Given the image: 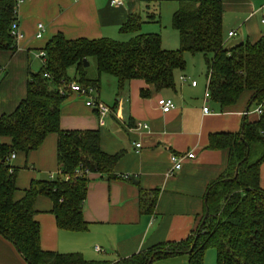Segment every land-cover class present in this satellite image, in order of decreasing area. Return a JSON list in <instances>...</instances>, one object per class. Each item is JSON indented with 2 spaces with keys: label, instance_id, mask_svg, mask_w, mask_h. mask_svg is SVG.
Returning a JSON list of instances; mask_svg holds the SVG:
<instances>
[{
  "label": "crops",
  "instance_id": "0c3cea01",
  "mask_svg": "<svg viewBox=\"0 0 264 264\" xmlns=\"http://www.w3.org/2000/svg\"><path fill=\"white\" fill-rule=\"evenodd\" d=\"M161 1H174V10L178 7L177 0H123L120 6H112L110 0H24L16 14L20 37L14 39L15 49L0 51V117L11 114L25 98L28 74L34 73V59L39 61V69L42 66L36 52L44 49L52 37L61 34L71 41L126 42L131 37L123 41L120 38L128 36L121 32L128 19L136 16L141 20L142 4L158 5ZM220 1L226 47L246 41L255 43L264 36V0ZM38 24L44 30L42 37L36 39ZM230 32L234 33L232 37L228 36ZM108 76H100L94 94L110 109L107 115L100 117L85 105L84 98L73 93L68 94L60 110V130L97 131L100 151L118 156L113 178L88 174L82 210L84 229L70 232L58 228L50 212L51 201L46 197H38L34 204L41 250L76 254L81 257V264H118L155 245L177 243L194 234L204 215L206 191L225 172L229 160L228 149L209 148L210 137L237 134L244 119L256 123L264 117V100L260 104L252 102L249 93L242 94L231 107L221 108L210 98L205 102L207 78L200 81L196 75L186 76L183 71L176 73L172 89L161 92L153 91L142 80L130 81L126 90L120 92L116 79ZM183 76L186 81L180 80ZM102 81L109 91L111 87V96L104 99ZM191 81H196L195 87ZM142 90H148L149 95L142 97ZM162 98L173 102L171 111H161L158 100ZM204 106L209 113H203ZM138 123L148 129L137 130ZM57 142V134L51 133L38 149L10 159L16 170L14 201L24 197L32 182L49 181L59 175ZM5 143L8 140L0 138V144ZM136 144L140 147L136 148ZM189 152L194 158L185 160L179 171H172L170 156ZM259 187L264 191V161L260 165ZM142 193L156 194L150 212L140 209ZM0 264H28L2 236ZM152 264H188V257L177 255Z\"/></svg>",
  "mask_w": 264,
  "mask_h": 264
},
{
  "label": "trees",
  "instance_id": "16d2710c",
  "mask_svg": "<svg viewBox=\"0 0 264 264\" xmlns=\"http://www.w3.org/2000/svg\"><path fill=\"white\" fill-rule=\"evenodd\" d=\"M15 0H0V51H13L10 35L16 21ZM172 26L179 35V51L162 48L159 34H140L142 21L130 17L121 28L133 34L126 42L107 39L66 40L52 37L45 48V63L29 73L25 98L9 115L0 117V236L10 242L28 264H81L76 254L44 252L39 245V225L34 220L35 201L46 197L58 228L70 232L84 229L82 210L89 182L88 174L113 178L118 156L100 151L97 131H62L59 126L62 82L74 81L98 88L101 75L116 79L119 91L132 80H142L153 91L174 87L175 75L185 69L183 55H201L205 60L210 99L221 108L233 106L244 93L251 101L264 100V36L225 46L223 8L220 0H177ZM148 21H159L148 16ZM84 60L94 62L96 77H88ZM47 77H46V76ZM141 96L149 95L142 90ZM264 117L256 123L244 119L237 134L212 135L209 148L229 151L228 166L212 182L205 195L203 224L184 241L155 245L118 264H152L154 261L186 255L188 264H203L206 250L216 252V264H264V191L259 187L260 165L264 161ZM56 133L60 173L49 181H34L19 201L13 200L16 170L10 156L27 155L38 149L47 135ZM82 175H78V174ZM88 173V174H87ZM156 194H141L140 209L150 212Z\"/></svg>",
  "mask_w": 264,
  "mask_h": 264
},
{
  "label": "rangeland",
  "instance_id": "374dc122",
  "mask_svg": "<svg viewBox=\"0 0 264 264\" xmlns=\"http://www.w3.org/2000/svg\"><path fill=\"white\" fill-rule=\"evenodd\" d=\"M175 2L171 1H161L160 4L155 5L153 2L149 3L147 6L142 4L141 10L139 12L141 20L145 22L142 25V29L139 31L140 34H159L161 38V44L163 49L168 51H179V35L177 31L172 26V16L175 12ZM153 14L159 15L158 20L148 21L147 17ZM126 36V35H125ZM124 35L121 36V40L129 39L131 34H128L127 38ZM119 39V38H118ZM234 39H237L236 37ZM234 42V40L232 41ZM38 52V51H37ZM36 52V53H37ZM185 60V69L183 70L184 75H196L198 80L203 81L206 78V67L205 61H203V56L201 55H191L185 53L183 55ZM87 68L88 77H96V69L94 62H91ZM39 69V61L34 59L33 71L36 73ZM68 76L74 81L75 74L72 68L68 70ZM113 80V77H107ZM187 78V77H186ZM77 83V82H76ZM106 87V88H105ZM101 98L104 99L105 96H111V87L107 86L105 81H102ZM104 91V93H103ZM107 97V98H108ZM203 264H216V252L213 249L206 250L203 258Z\"/></svg>",
  "mask_w": 264,
  "mask_h": 264
},
{
  "label": "built area",
  "instance_id": "2783aa9c",
  "mask_svg": "<svg viewBox=\"0 0 264 264\" xmlns=\"http://www.w3.org/2000/svg\"><path fill=\"white\" fill-rule=\"evenodd\" d=\"M23 2H24V0H15V3H14V14L15 15L17 14V10ZM110 4L112 6H120L123 4V0H110ZM262 23L264 24V20H262ZM43 30H44V26L42 24H38L34 37L36 39L41 38ZM233 34H234L233 32H230L228 34V36L232 37ZM10 35L15 40L20 37V34H19L18 29L16 27V21L12 25ZM35 56H36V58L40 59L42 64L45 63V52L44 51H38ZM180 80L186 81L187 78L183 76L180 78ZM191 86L195 87L196 81H191ZM60 92L63 94L64 93H67V94L73 93V94L78 95L79 97L84 98L85 99V105L88 108L94 110L100 117H104L105 115H107L110 112V109L105 104L101 103L99 100L94 98V94L96 93V89L91 87V86H83L79 83L72 82V81L62 82V87H61ZM209 98H210V92H209V89L207 88L205 95H204L205 102H207V99H209ZM158 106L160 107V109L163 113H167L174 108V104L171 100L163 99V98L158 100ZM209 112H210L209 108L207 106H204L203 107V113L207 114ZM257 113L259 115L262 114L261 108L257 109ZM136 128H137V130L138 129H148V126L143 124V123H138ZM138 147H140V144H136V148H138ZM14 158H15V155L12 154L10 156V159H14ZM193 158H194V154L192 152H189V153L184 154V155L172 154L170 156V162L172 164V171H179L185 160H191ZM78 175L80 176V175H82V173L81 174L79 173Z\"/></svg>",
  "mask_w": 264,
  "mask_h": 264
},
{
  "label": "water",
  "instance_id": "95a60500",
  "mask_svg": "<svg viewBox=\"0 0 264 264\" xmlns=\"http://www.w3.org/2000/svg\"><path fill=\"white\" fill-rule=\"evenodd\" d=\"M83 65H84V67L86 68V67L89 66V63H88L86 60H84V64H83ZM129 179H130L131 181H134L132 177H129ZM207 214H208V212L206 211V213L204 214V217H203V220H202L201 224H203L204 220H205L206 217H207Z\"/></svg>",
  "mask_w": 264,
  "mask_h": 264
}]
</instances>
